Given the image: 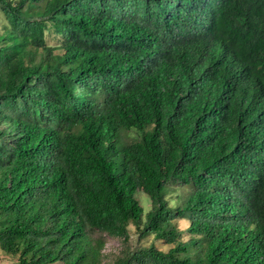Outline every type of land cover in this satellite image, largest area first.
I'll return each mask as SVG.
<instances>
[{"label":"trees","instance_id":"trees-1","mask_svg":"<svg viewBox=\"0 0 264 264\" xmlns=\"http://www.w3.org/2000/svg\"><path fill=\"white\" fill-rule=\"evenodd\" d=\"M0 12L3 251L106 264L99 232L124 244L111 264H264V0H0ZM175 183L189 191L171 206ZM129 223L171 246L130 247Z\"/></svg>","mask_w":264,"mask_h":264},{"label":"rangeland","instance_id":"rangeland-1","mask_svg":"<svg viewBox=\"0 0 264 264\" xmlns=\"http://www.w3.org/2000/svg\"><path fill=\"white\" fill-rule=\"evenodd\" d=\"M5 24L4 15L0 12V32L2 31V26ZM46 42L47 44H54L56 40L52 37V34H46ZM138 137V132L134 129L129 130H121L119 134V144L124 142V140H134ZM189 188L186 185L175 183L170 186V190L166 193V198L168 200L169 205L176 206L177 204L181 203L183 197L188 193ZM135 197L137 198L140 205L143 207V213L150 209L151 203L149 196L141 191L138 190L135 193ZM175 225L182 231V240L186 241L189 238V234L186 231L187 226L189 225V219H179L176 218L174 220ZM128 233H129V241L128 245L130 247L135 246H145L153 243L156 247L166 251L171 245L165 244L161 240H156L152 234H147L141 239H138V234L136 232L135 226L132 223L128 224ZM101 235L104 238V246L102 249L103 253V262L106 264H111L112 261L115 259L117 255L121 253L124 244L121 238H115L107 235L106 233L100 234L99 232H94L93 236ZM17 256L9 254L3 251L0 248V264H17ZM53 264H61L60 262H56Z\"/></svg>","mask_w":264,"mask_h":264}]
</instances>
